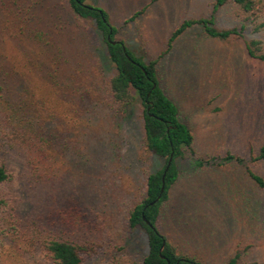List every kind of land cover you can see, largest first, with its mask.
Wrapping results in <instances>:
<instances>
[{"label": "rangeland", "instance_id": "rangeland-1", "mask_svg": "<svg viewBox=\"0 0 264 264\" xmlns=\"http://www.w3.org/2000/svg\"><path fill=\"white\" fill-rule=\"evenodd\" d=\"M213 1L87 3L108 13L117 39L137 58L146 63L159 60L161 86L195 135L198 161L227 153L249 161L264 143V64L248 56L242 41L211 39L199 25L168 51L175 30L186 20L209 15ZM218 25L228 29L237 23L225 9ZM249 37L264 41V32ZM104 48L94 22L76 18L67 0H0L5 99L18 103L28 100L29 92L38 93L61 107V118L66 107L80 104L69 95L78 82L85 80L86 87L84 191L75 178L37 182L22 150L0 154L12 176L0 184V264H21L14 248L23 242L14 240L26 239L32 222L43 223L73 197L85 205L86 222L103 231L96 254L85 264H143L147 235L132 230L128 217L145 198L148 176L165 161L144 152L138 104L120 127L113 108L117 106L106 94L114 69L103 62ZM91 84L95 88L89 96ZM62 121L56 127L68 138L72 131ZM196 159L178 160L181 176L163 207L162 232L181 253L203 264H225L239 252L243 262H263L264 190L237 163L199 167ZM255 171L264 177V162ZM35 258L47 260L40 250Z\"/></svg>", "mask_w": 264, "mask_h": 264}, {"label": "trees", "instance_id": "trees-1", "mask_svg": "<svg viewBox=\"0 0 264 264\" xmlns=\"http://www.w3.org/2000/svg\"><path fill=\"white\" fill-rule=\"evenodd\" d=\"M87 1L67 0L76 18L94 22L105 45L103 62L114 69V74L105 84L106 94L117 106L113 108L121 121L120 127L130 110L138 104L143 117L144 152L165 161L161 169L148 176L145 198L135 204L128 217L132 230L142 229L147 235L148 251L143 264H203L197 258L181 253L160 226L163 207L170 200L181 176L178 160L196 159L195 135L181 119L178 105L161 86L159 60L146 63L137 58L123 41L117 39L118 30L111 25L108 13ZM225 9L232 13L236 26L228 29L219 27L218 19ZM197 25L202 26L205 35L211 39L242 41L248 56L264 64V41L249 37L264 32V0H214L209 15L198 20H186L175 30L169 40L168 51L180 36ZM89 87L90 96L95 86L91 84ZM85 88V80L78 82L69 95L79 98L80 104L63 110L66 113L61 117L62 125H68L72 131V136L70 134L67 138L56 127L61 119V107H55L53 102L32 91L28 93V100L11 103L5 99V88L0 80V154L22 150L28 156L31 174L37 182L56 179L61 183L66 178H75L84 191ZM171 157L173 161L168 166ZM197 162L199 167L210 163L217 166L237 163L245 167L253 184L264 190V177L255 171V166L264 162V143L258 155L249 161L227 153L223 158L214 156L209 161L199 159ZM11 178L6 163L0 160V184ZM101 228L86 222L85 205L73 197L43 223L32 222L26 239L14 240L23 242L14 248L15 258L21 259V264H85L87 258L96 254V246L99 245L96 240L103 233ZM39 250L47 257L46 261L35 258ZM243 257L239 252L225 264H264V261L243 262Z\"/></svg>", "mask_w": 264, "mask_h": 264}, {"label": "water", "instance_id": "water-1", "mask_svg": "<svg viewBox=\"0 0 264 264\" xmlns=\"http://www.w3.org/2000/svg\"><path fill=\"white\" fill-rule=\"evenodd\" d=\"M172 161H173V158L171 157L168 166H171ZM164 248H165V246L162 247V249H161L162 252L164 251Z\"/></svg>", "mask_w": 264, "mask_h": 264}, {"label": "crops", "instance_id": "crops-1", "mask_svg": "<svg viewBox=\"0 0 264 264\" xmlns=\"http://www.w3.org/2000/svg\"><path fill=\"white\" fill-rule=\"evenodd\" d=\"M170 40V39H169ZM169 42V41H168Z\"/></svg>", "mask_w": 264, "mask_h": 264}]
</instances>
